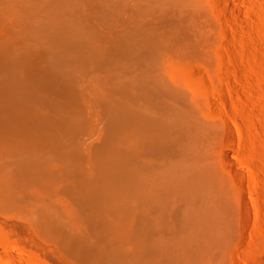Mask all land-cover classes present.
I'll use <instances>...</instances> for the list:
<instances>
[{
	"label": "bare ground",
	"instance_id": "1",
	"mask_svg": "<svg viewBox=\"0 0 264 264\" xmlns=\"http://www.w3.org/2000/svg\"><path fill=\"white\" fill-rule=\"evenodd\" d=\"M240 1L0 0V156L15 165L0 199L66 212V192L93 243L37 220L83 264H242L247 194L264 188V41L247 57V158L213 84ZM92 108L106 128L86 156Z\"/></svg>",
	"mask_w": 264,
	"mask_h": 264
},
{
	"label": "rangeland",
	"instance_id": "2",
	"mask_svg": "<svg viewBox=\"0 0 264 264\" xmlns=\"http://www.w3.org/2000/svg\"><path fill=\"white\" fill-rule=\"evenodd\" d=\"M240 7L244 13L240 16L234 12L224 26L226 37L224 36L222 40L221 51L226 56L223 66L227 67L228 72L224 69L223 73L226 72V76L214 81L213 84L217 91H224L229 96L227 110L234 118L233 125L237 133V140L233 145L242 158H247L246 124L248 121L244 95L248 79L246 77L249 66L247 57L249 58V45L254 37H256L255 40L264 41V0H241ZM240 18H243L245 23H241ZM12 21L7 23L6 27L13 29ZM231 61L234 66L229 65ZM89 118L93 121L88 119L90 121V127L89 124L88 127L91 128L93 125L94 132H87L88 135L84 134L83 140L79 139L86 151L84 154L93 156V150L90 149L91 143L106 128V122L96 108L91 109ZM6 158L0 156V165H4L8 170H14L13 159ZM241 163L243 166L245 165L243 159H241ZM84 166L91 167L90 161L88 163L85 161ZM63 178L65 179V177ZM64 183L65 181H63ZM249 193L247 195H251L253 200L251 212L247 213L250 230L248 231L249 235L246 236L248 244L243 246L241 254L242 264H264V188L258 178L251 184ZM68 196L61 190L52 199L58 204L64 203V205L73 206H65L67 207L66 212L57 204L47 207L44 202L41 205L27 199L26 203L14 205L0 199V264H83L79 259L80 256L71 251L65 243L55 236L45 233L37 220L46 212L45 215L53 220L57 229L66 232L65 235L74 237L85 234L88 242L93 243V238L90 237L91 233L86 230L83 221L78 217L79 210L77 209L82 206L73 204ZM79 206L81 207L79 208ZM76 212L77 214H75ZM113 220L119 222L117 218H113ZM75 254L76 256H74Z\"/></svg>",
	"mask_w": 264,
	"mask_h": 264
}]
</instances>
